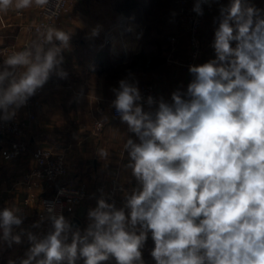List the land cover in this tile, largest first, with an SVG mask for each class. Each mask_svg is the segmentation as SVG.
Returning a JSON list of instances; mask_svg holds the SVG:
<instances>
[{
  "label": "clouds",
  "instance_id": "9594fccd",
  "mask_svg": "<svg viewBox=\"0 0 264 264\" xmlns=\"http://www.w3.org/2000/svg\"><path fill=\"white\" fill-rule=\"evenodd\" d=\"M209 2L195 0L193 11L203 15ZM47 3L0 0V11ZM37 32L38 40L0 64L5 121L54 70L67 77L62 53L71 34ZM212 47L215 58L190 65L192 80L171 102L145 99L129 78L118 81L111 106L138 140L124 143L137 186L122 190L119 209L101 195L83 230L49 207L50 228L41 237L27 233L22 264H144L149 234L155 264H264V9L250 0L221 6ZM98 156L107 160L109 152ZM18 213L0 211V240L9 246L22 242L13 231L23 223Z\"/></svg>",
  "mask_w": 264,
  "mask_h": 264
},
{
  "label": "crops",
  "instance_id": "0c3cea01",
  "mask_svg": "<svg viewBox=\"0 0 264 264\" xmlns=\"http://www.w3.org/2000/svg\"><path fill=\"white\" fill-rule=\"evenodd\" d=\"M75 1L70 12L53 26L71 34L69 47L62 53L64 62L61 68L67 77L61 78L54 70L43 87L36 91L41 90V93L36 97L30 142L32 149L47 146L55 152L68 154V173L64 183L87 185L90 199L73 215L80 220L78 227L83 230L89 222V209L96 207L92 201H96L94 191L97 185L108 186L116 182L128 191L137 186L131 169L126 168L129 157L124 151V143L128 138L138 140L127 130V125L114 116L111 102L115 96L111 89L118 87L119 80L129 78L138 84L139 89L147 84L153 85L160 98L171 102L172 92L186 89L191 49L187 36L176 35L175 31L174 11L182 0ZM229 3L230 0H210L203 13V52L196 65L215 58L212 47L214 31L218 27L221 6ZM40 8L33 4L25 9L12 6L7 11H0V64L11 53L38 40L33 26L40 20ZM121 15L127 16L133 27V34L125 40L127 48L120 40L113 46L105 45V32ZM171 37L175 38L176 45L170 41ZM70 123L83 126L71 128L68 127ZM98 123L104 126L100 131L96 129ZM100 149L109 152L107 160L98 156ZM93 155L91 162L89 156ZM3 162L9 188L0 195V203L3 202V208L19 209L18 214L23 217L21 234L31 232L37 237L42 236L46 222L40 211L44 198L51 196L49 189L40 187L34 190L32 199L31 189L22 185L23 175L33 166L30 154L12 163ZM3 187L5 183L0 178V188ZM149 237L142 258L144 264H155L151 256L154 242L151 234ZM111 263L116 264L115 259ZM16 264L22 262L18 260Z\"/></svg>",
  "mask_w": 264,
  "mask_h": 264
},
{
  "label": "built area",
  "instance_id": "2783aa9c",
  "mask_svg": "<svg viewBox=\"0 0 264 264\" xmlns=\"http://www.w3.org/2000/svg\"><path fill=\"white\" fill-rule=\"evenodd\" d=\"M195 0H186L177 12V21L180 29L188 35L191 59L188 63L196 65V62L202 54V15H197L193 11ZM209 3L203 4V11ZM73 5L72 0H48V3L40 8V20L33 26L34 32L39 38L37 29L43 32L48 27L55 26L56 22L65 14L70 12ZM133 34V27L128 17L121 15L118 21L110 26L105 32L104 43L113 46L120 40L124 48H127L126 39ZM192 80L188 72L187 85ZM185 89V91H186ZM142 96L146 99L152 96L159 99L160 95L153 85L147 84L140 89ZM41 93L36 92L27 103L20 107L16 116L8 121L0 119V149L3 151V157L7 162H15L25 155L30 154L33 166L22 178V185L31 189V198L34 199V190L40 187L53 188L62 178L67 175L68 168L64 154L55 152L50 147L31 148V133L33 120L35 119L34 108L37 105L36 97ZM146 107V106H145ZM113 114L118 118L115 109ZM103 124L98 123L96 129H103ZM124 190L116 182H111L108 186L99 184L95 187L94 195L98 199L103 195L109 203H115L119 209L124 205V199L121 195ZM90 198V192L86 184L59 186L54 195L45 197L42 204L41 218L45 220V227L49 230L50 221L48 220V208L52 207L57 214H63L66 219L74 221L73 216L79 205H82ZM102 264H105L102 262Z\"/></svg>",
  "mask_w": 264,
  "mask_h": 264
},
{
  "label": "rangeland",
  "instance_id": "374dc122",
  "mask_svg": "<svg viewBox=\"0 0 264 264\" xmlns=\"http://www.w3.org/2000/svg\"><path fill=\"white\" fill-rule=\"evenodd\" d=\"M73 1V4L76 2L75 0H72ZM135 1V0H134ZM186 0H182V2H181V5L182 4H184V2H185ZM250 2L252 3V4H254L256 7H258V8H260V9H264V0H250ZM210 3V2H209ZM181 5L178 7V9L177 10H175L174 12H175V15H174V19H175V21H176V25H177V27H176V35H178V34H181V35H185V36H187V38H188V35L184 32V31H182L181 29H180V27H179V25H178V21H177V12H178V10H179V8L181 7ZM209 5V4H208ZM208 7V6H207ZM207 9V8H206ZM205 9V10H206ZM205 10L203 11V13L205 12ZM173 12V11H172ZM135 14V13H134ZM39 16H40V11H39ZM125 16V15H124ZM127 17V16H126ZM202 20H203V15H202ZM131 21V20H130ZM37 24V23H36ZM35 24V25H36ZM33 30H34V28H33ZM178 31V32H177ZM201 39H202V34H201ZM189 40V39H188ZM170 41L172 42V44L173 45H176V41H175V38L174 37H171L170 38ZM202 52H203V41H202ZM74 125H76V127H77V129L79 128V125H80V127L81 126H83V124H78V123H76V124H73V123H70V124H68V127H73ZM82 128V127H81ZM45 147H47V146H45ZM64 157H65V160H66V163H67V159L69 158V156H68V154L66 155H64ZM95 156L93 155V156H89V158H91L90 160H91V162H92V160H93V158H94ZM4 158V157H3ZM3 158L2 159H0V178H1V182L2 183H5V187H3L2 189L0 188V195H2V194H4V193H6V190L9 188V182H8V180H9V178L7 179V177H6V173H5V169H6V167H5V162H3L4 160H3ZM6 161V160H5ZM9 163V162H8ZM12 163V162H11ZM67 168H68V165H67ZM68 173V172H67ZM67 176V175H66ZM66 176L64 177V178H62L61 179V183H63L64 181V179L66 178ZM60 182L56 185V186H54L53 188H49V191H48V194L49 195H54V193H55V191H56V189L59 187V186H62L61 184H60ZM18 194H20L19 193V191L17 192ZM3 198V197H2ZM90 199V198H89ZM96 201H92L93 203H92V205L94 204L95 206H96V203H97V198L95 197L94 198ZM86 202H84L82 205H79L78 207H77V209H79L80 207H82V206H84V204H85ZM42 204H43V202H42ZM3 202L1 201V203H0V211H2L4 208H3ZM42 212V210L40 211V213ZM69 220V219H68ZM70 221V220H69ZM72 222V221H71ZM23 224V223H22ZM45 225L46 224H44V227H45ZM44 227H43V229H44ZM23 229H22V226L20 225L19 227H15L14 226V228H13V231H14V233L15 234H21V233H23V231H22ZM47 231H48V229L47 228H45V231H44V234H46L47 233ZM43 234V235H44ZM42 235V236H43ZM0 236H2V230H0ZM38 237H41V236H38ZM150 238V237H149ZM21 243L20 244H16V243H12L11 244V246H9L7 243H5L3 240H0V264H16L17 262H18V260H20L21 262L24 260V259H26L25 257H26V253L28 252V250H29V248L31 247V244H30V241L28 240V238H27V234L25 235H23V234H21ZM148 241L149 240H147V242L145 243V245H144V247H143V251H145L146 252V250H147V244H148ZM24 258V259H23ZM114 258H112V260H113ZM111 260V258L108 260V263H107V261H105L104 263L105 264H110V261H112ZM77 264H83V260L81 259V260H78L77 261ZM112 264V263H111Z\"/></svg>",
  "mask_w": 264,
  "mask_h": 264
},
{
  "label": "water",
  "instance_id": "95a60500",
  "mask_svg": "<svg viewBox=\"0 0 264 264\" xmlns=\"http://www.w3.org/2000/svg\"><path fill=\"white\" fill-rule=\"evenodd\" d=\"M72 224H73L74 227H78V226L81 225V222H80L79 219H75Z\"/></svg>",
  "mask_w": 264,
  "mask_h": 264
},
{
  "label": "trees",
  "instance_id": "16d2710c",
  "mask_svg": "<svg viewBox=\"0 0 264 264\" xmlns=\"http://www.w3.org/2000/svg\"><path fill=\"white\" fill-rule=\"evenodd\" d=\"M60 184H61V185H65V183H64V182H63V183H61V182H60Z\"/></svg>",
  "mask_w": 264,
  "mask_h": 264
}]
</instances>
